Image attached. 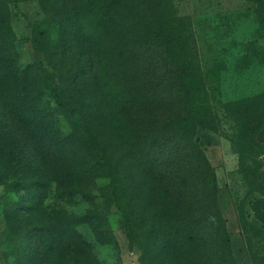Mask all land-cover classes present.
<instances>
[{
  "label": "trees",
  "instance_id": "16d2710c",
  "mask_svg": "<svg viewBox=\"0 0 264 264\" xmlns=\"http://www.w3.org/2000/svg\"><path fill=\"white\" fill-rule=\"evenodd\" d=\"M41 3L45 17L31 25L28 41L51 60L58 56L56 73L43 70L42 60L19 65L11 12L7 1L0 0V181L6 175L18 177L4 184L2 256L12 257L14 264H104L77 228L82 223L94 226L96 216L78 214L63 205L51 210L46 206L57 175H50L44 163L67 168L60 158L65 145L66 161L73 158L86 172L97 169L96 177L109 179L106 189L113 196L125 193V173L131 169V158L139 155L135 151L117 156L106 135L111 104L101 89L105 68L100 59L113 46L115 35L129 28L130 11H124L122 0H100V6L94 0H60L58 6L56 0ZM112 5L117 8L111 9ZM55 17L62 26L52 43L47 37ZM145 27L140 48L121 56V61L118 57L116 63L122 64L121 72L128 68L119 73L132 83L134 101L127 104L136 106L137 99H143V108L162 121L143 131V194L129 198L130 202L116 200V205L129 238L137 223L136 210L143 208V230L147 239L154 238L159 252L151 254L161 256L158 264H199V250L209 247L217 250L216 264H237L219 204L216 172L203 148L204 138L217 131L214 110L201 97L207 96L205 84L188 68L187 57L164 52L167 44L159 36L161 27ZM51 100L63 112L70 132H62L44 117L41 102ZM231 105L232 116L246 135L237 137L238 145L243 154L250 153L264 134V121L246 111L244 101ZM250 183L262 190L264 171L252 176ZM75 192L91 200L90 193L75 187L58 190L57 195L63 198ZM105 237V242L115 244L109 229ZM143 262L148 264L146 254Z\"/></svg>",
  "mask_w": 264,
  "mask_h": 264
},
{
  "label": "rangeland",
  "instance_id": "374dc122",
  "mask_svg": "<svg viewBox=\"0 0 264 264\" xmlns=\"http://www.w3.org/2000/svg\"><path fill=\"white\" fill-rule=\"evenodd\" d=\"M6 1L16 36L19 65L42 60L43 70L52 69L56 73L55 68L60 63L58 56L51 60L40 50H34L28 41L32 37L31 25L45 17L41 0ZM94 2L97 6L101 5L100 0ZM59 4L60 0H56V6ZM121 5L124 11H130L131 20L126 23L129 28L115 35L113 46L100 59L101 67L105 68L101 72L104 79L101 89L111 104L106 112V124L110 128H107L106 135L117 156L135 151L139 156L131 158L133 166L125 173V193L118 190L120 196L115 197L111 194L112 190L106 189L109 179L96 177L100 173L97 169L86 172L85 167L73 158L66 161L69 155L63 145L60 158L68 163L67 168L44 163L50 175H57L56 181L51 184V196L46 199V206L51 210L63 205L78 214L95 215L94 226L82 223L77 228L104 264H145V254L148 264H158L161 260L160 255L151 254L159 250L155 247L154 238H146L143 208L136 210L137 223L130 233L131 239L123 213L116 205V200L130 202L129 198L143 194V131L147 125L157 126L162 121V117L143 108V99H137L136 106L127 104L134 101L132 83L120 77L122 64L116 61L118 57L133 54L139 49L143 32L147 34L143 25L152 28L153 24L156 28L161 27L159 36L167 44L164 52L168 56L171 51L187 57L188 68L201 76L207 92V96L201 95L202 100L212 106L216 115L217 131L204 138L203 148L216 172L219 204L227 222L232 254L237 264H264V183L262 190L250 183L252 176L264 171V134L257 138L259 146H253L250 153L243 154L237 137L246 135L232 116L234 105L229 107L236 101H244V109L264 121V3L252 0H122ZM115 7L112 5L111 9L115 10ZM59 20L58 17L52 20L48 42L55 43L58 39L62 26ZM125 72L128 68L121 73ZM41 106L45 109L43 115L46 120H53L62 132H70L69 124L57 104L51 100L49 103L41 102ZM59 148L53 152L59 153ZM42 149L49 151L46 146ZM28 153L32 157L31 152ZM243 157L246 161L244 169ZM1 168L7 171L2 165ZM28 175L32 178L31 174ZM17 178L6 175L0 181V232L4 229L3 198L7 192L4 184ZM71 187L85 194L90 193L88 199L91 200L84 199L78 192L73 196L58 197V190H69ZM190 210L184 209L186 213ZM106 229L112 232L115 244L105 242ZM216 256L214 248L201 249L198 252L199 264H216ZM1 259L3 264H14L12 257L5 259L2 256Z\"/></svg>",
  "mask_w": 264,
  "mask_h": 264
},
{
  "label": "crops",
  "instance_id": "0c3cea01",
  "mask_svg": "<svg viewBox=\"0 0 264 264\" xmlns=\"http://www.w3.org/2000/svg\"><path fill=\"white\" fill-rule=\"evenodd\" d=\"M2 250H1V243H0V264H3V262H2Z\"/></svg>",
  "mask_w": 264,
  "mask_h": 264
}]
</instances>
